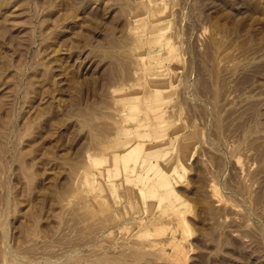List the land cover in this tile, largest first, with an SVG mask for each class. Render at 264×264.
<instances>
[{
    "label": "rangeland",
    "instance_id": "rangeland-1",
    "mask_svg": "<svg viewBox=\"0 0 264 264\" xmlns=\"http://www.w3.org/2000/svg\"><path fill=\"white\" fill-rule=\"evenodd\" d=\"M131 97L160 205L98 173ZM0 264H264V0H0Z\"/></svg>",
    "mask_w": 264,
    "mask_h": 264
},
{
    "label": "bare ground",
    "instance_id": "bare-ground-1",
    "mask_svg": "<svg viewBox=\"0 0 264 264\" xmlns=\"http://www.w3.org/2000/svg\"><path fill=\"white\" fill-rule=\"evenodd\" d=\"M139 21H141V19ZM137 27H139V26H137ZM140 34L142 35V33H140ZM149 39H150V37H149ZM151 40L153 42H156V43L163 41V42H165L164 46L167 45V48H169V49L173 48V47H171L172 45L170 43H168L169 39L164 38L163 34L156 35ZM146 53H147V51H146ZM164 53L167 54V52H164ZM156 55H158V54H152V53L149 54L148 55L149 59L147 60L148 62L145 60V58H146L145 56H141V60L143 61L144 67H146L148 64L150 65L152 63L153 59H154V56H156ZM172 57L173 56H171V59H172ZM139 59L140 58H138V60ZM169 59H170V57H169ZM139 64H140V60H139ZM157 64H158V62H157ZM156 67H157V65H156ZM140 73L142 74V71H140ZM159 83H161V82H159ZM152 91L154 92V94H158L159 92H161V88L155 87ZM150 95H151V93H150ZM132 98L133 97H131V100H129L127 103L124 102V104H125L124 107H125V109L129 110V113L125 114V116H122V117H124V119L122 118L121 120H125V121H128V122L129 121L133 122V126L129 127V131L132 132L133 136H128V137L121 138V139L118 138L114 148L112 149V152L109 153V155L112 156V159H111L112 163H110V166L106 167L104 170H99L98 173L102 177H105V178H109L110 176L121 174L122 177H121V181L119 183L124 184L125 181H131V179L133 177L132 175L138 176L139 171L136 169L138 166L146 165L143 168L145 170V172H147V174L145 175L146 177L144 178L143 181H140L139 183L137 182L138 180H135V183L140 185V187L143 190L141 193L145 194V196H147L148 199H152L154 196H157L158 197L157 203H158V205H160L161 201H163L166 198L164 193L169 192V198L168 199L172 200V197L175 195V192H172L169 189V188H171L173 186V185L171 186L167 182L169 177H170L169 170H167V168L165 169V167H163L161 165L160 159L159 160L157 159L158 156L157 155H150L151 157L154 156L156 158V161H154L155 159L152 160L151 157L150 158L148 157V158L144 159L140 155L141 150H142L143 145H144V142L141 139L139 140V138H137V137L141 138V137H144V136L145 137L149 136V133H148L149 131L146 132L145 131L146 129L144 128V126L148 123L147 120L145 121L144 119L147 116H149V115H145L144 118H139V115H137V112H138V110L140 109L141 106H139V103H137ZM159 98H161V97H159L158 95H155V100H157ZM150 99H151V97H150ZM153 100H154V98H153ZM148 110H149V112H151L153 114L152 118L154 117L156 119L157 118L160 119L161 117H163L162 113H161V110H160V107L158 105H153V106L149 107ZM142 116H144V115H142ZM156 119H154V120H156ZM157 124L158 123H156V125ZM141 127H143V130L141 129ZM148 127H149V125H148ZM124 131H128V128L125 127ZM163 155H164V153H163ZM99 163H101V160L99 161ZM171 176L174 178L173 181L176 183L178 181V177L176 175H174L173 173H171ZM159 184H161L162 188H156V186L159 185ZM158 190H160V191H158ZM132 196H133V194H132ZM170 210H173V213L176 216V219H177L176 220V226L180 227V226L183 225L184 228H185V226L186 227L188 226L187 221L185 220V216L181 213V209L179 207H177L175 205H172L170 207ZM174 214H172V215L174 216ZM175 216H174V220H175ZM144 232H146V231H144ZM152 240H154V239H152ZM154 242H156V241H154ZM154 242H153V244H154ZM158 242H160V241H158ZM180 244L183 245L182 242L179 243L178 241L173 243V247H174L173 248L174 249L173 252H174L175 255H179L180 256L181 255L180 253L183 251ZM148 245L152 246L151 244H148ZM183 249L185 250V247Z\"/></svg>",
    "mask_w": 264,
    "mask_h": 264
}]
</instances>
